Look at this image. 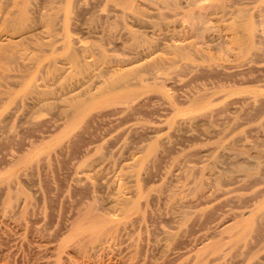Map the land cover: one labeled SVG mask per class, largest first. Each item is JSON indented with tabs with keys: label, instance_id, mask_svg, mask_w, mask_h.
<instances>
[{
	"label": "rangeland",
	"instance_id": "1",
	"mask_svg": "<svg viewBox=\"0 0 264 264\" xmlns=\"http://www.w3.org/2000/svg\"><path fill=\"white\" fill-rule=\"evenodd\" d=\"M15 1L0 264H264V0Z\"/></svg>",
	"mask_w": 264,
	"mask_h": 264
},
{
	"label": "bare ground",
	"instance_id": "2",
	"mask_svg": "<svg viewBox=\"0 0 264 264\" xmlns=\"http://www.w3.org/2000/svg\"><path fill=\"white\" fill-rule=\"evenodd\" d=\"M13 1H14V0H13ZM16 1H17V0H16ZM16 1H15V2H16ZM18 1H20V0H18ZM51 1H52V0H51ZM6 2H7V1H6ZM20 2H21V1H20ZM16 3H17V2H16ZM16 3H15L13 6L17 5ZM18 4H19V3H18ZM42 8H43V7H42ZM11 12H12V11H11ZM16 13H17V12H15V14H16ZM2 14H3V13H2ZM9 14H10V13H9ZM11 14H12V13H11ZM17 15H18V13H17ZM6 17H7V15H6ZM10 17H11V16L9 15V18H10ZM14 17H15V16H14ZM44 17H45V16H44ZM15 18H16V17H15ZM17 19H18V17H17ZM8 20H9V19H8ZM18 20H19V19H18ZM48 20H49V19H48ZM14 21H15V20H14ZM15 22H16V21H15ZM10 23H11V21H10ZM18 23H19V22H18ZM47 23H48V22H47ZM50 23H51V22H50ZM251 23H252V22H251ZM246 24H247V23H246ZM10 25H11V24H10ZM13 27H14V26H13ZM249 27H251L250 23H249ZM9 29H10V28H9ZM9 29H8V30H9ZM18 29H19V28H18ZM246 29H247V28H246ZM6 30H7V29H6ZM8 30H7V31H8ZM253 30H254V29H253ZM252 33L254 34V32H252ZM30 34H31V33H30ZM256 34H257V33H256ZM6 52H7V51H6ZM7 56H8V55H6V58H7ZM7 60H8V59H7ZM86 62H87V61H86ZM36 64H38V63H36ZM38 65H39V64H38ZM24 67H25V66H24ZM26 67H27V66H26ZM31 68H32V67H31ZM33 68H34V67H33ZM23 69H24V68H23ZM21 70H22V69H21ZM27 70H28V69H27ZM35 71H36V69H35ZM22 72H23V71H22ZM25 72H26V71H25ZM32 72H34V71H32ZM26 73H27V72H26ZM34 73H35V72H34ZM31 74H32V73H31ZM21 78H22V77H21ZM28 78H29V77H28ZM2 80H3V79H2ZM123 80H124V79H123ZM121 82H122V81H121ZM121 82H120V83H121ZM120 83H119V84H120ZM114 84H115V83H114ZM120 85H121V84H120ZM121 87H122V85H121ZM42 88H43V87H42ZM39 90H40V89H39ZM43 91H44V90H43ZM43 91L41 90V93H42ZM38 92H39V91H38ZM231 145H232V144H231ZM150 150H151V148H150ZM151 152H152V151H151ZM152 154H153V152H152ZM147 156H148V155H147ZM151 156H153V155H151ZM148 158H149V156H148ZM138 159H139V158H138ZM139 166H140V164H139ZM186 168H187V167H186ZM191 172H192V171H191ZM191 172H190V173H191ZM199 173H200V172H199ZM86 177H87V176H86ZM197 179H198V178H197ZM201 180H202V179H201ZM199 181H200V180H199ZM230 192H231V191H230ZM239 196H240V195H239ZM233 198H234V197H233ZM239 198H240V197H239ZM234 199H235V198H234ZM126 201H127V200H126ZM130 203H131V202H130ZM254 205H256V204H254ZM252 207H254V206H252ZM138 208H139V207H138ZM251 209H252V208H251ZM249 210H250V209H249ZM260 210H261V209H260ZM135 211H136V210H135ZM250 213H251V212H250ZM125 214H126V212H125ZM91 215H92V214H91ZM130 216H131V215H130ZM94 217H95V216H94ZM125 217H126V216H125ZM95 218H97V220L100 219V221H102V224H103L104 220H101V218H100V217L98 218L97 216H96ZM90 219H93V218H90ZM95 220H96V219H95ZM95 220H94V222H95ZM106 221H107V220H106ZM85 222H86V221H85ZM100 224H101V223H100L99 221H98V222L96 221V223L92 225V228L95 230V228H96V227L98 228V226H99ZM85 226H88V225H85ZM115 226H116V224H115ZM78 227H79V226H78ZM80 227H81V226H80ZM101 227H102V226H101ZM116 227H117V226H116ZM88 228H89V227H88ZM105 228H106V225H105ZM85 229H86V228H85ZM88 230L90 231V229H88ZM91 230H92V229H91ZM97 230H98V229H97ZM106 230H107V229H106ZM117 230H118V229H117ZM99 231H100V230H99ZM90 232H91V231H90ZM93 235H94V234H93ZM101 235H102V234H101ZM101 235H100V236H101Z\"/></svg>",
	"mask_w": 264,
	"mask_h": 264
}]
</instances>
